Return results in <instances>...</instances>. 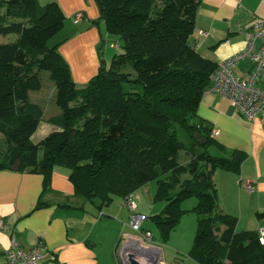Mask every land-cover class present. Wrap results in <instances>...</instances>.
Instances as JSON below:
<instances>
[{
	"label": "trees",
	"instance_id": "1",
	"mask_svg": "<svg viewBox=\"0 0 264 264\" xmlns=\"http://www.w3.org/2000/svg\"><path fill=\"white\" fill-rule=\"evenodd\" d=\"M202 1L95 0L93 23L103 22L122 51L109 64L99 54L97 73L78 84L62 43H50L66 23L60 3L0 0V35H16L0 43V170L43 175L44 195L55 169L65 167L75 195L99 207L155 181L154 201L164 206L148 218L163 241L195 212L191 259L264 264L258 230H238L237 217L219 204L216 170L240 173L247 153L220 144L198 112L218 66L190 43ZM42 71L61 113L51 118L57 129L34 142L44 109L30 93L42 88ZM48 204L41 198L36 208Z\"/></svg>",
	"mask_w": 264,
	"mask_h": 264
},
{
	"label": "crops",
	"instance_id": "2",
	"mask_svg": "<svg viewBox=\"0 0 264 264\" xmlns=\"http://www.w3.org/2000/svg\"><path fill=\"white\" fill-rule=\"evenodd\" d=\"M57 1L66 14V23L58 33L63 37L59 41L62 43L60 51L70 64L74 80L78 84H85L100 67L102 34L110 35H107L103 22L93 23L99 18L95 0ZM78 11H83L85 17L75 23L74 17ZM263 19L264 0H203L190 43L203 56L219 63L245 49L249 29L256 21ZM239 25L244 29L242 33L239 32ZM252 69L251 60L241 61L235 66L237 76L242 78L248 77ZM39 92L32 91L30 99L43 107V119H47L51 125L42 124L41 121L32 137L34 142L57 129L51 118L61 113L55 95L52 102L56 105H49ZM53 106H57V109ZM198 112L213 124L214 130L220 132L214 136L220 144L228 150L237 149L247 153L240 173L218 169L215 179L220 208L227 214L237 216V229L259 230L264 227V217L258 216L259 212L264 211V116L249 121L236 111L226 97L218 93H206ZM68 173L67 168L57 167L52 175L51 190L43 195V175L0 170V219L4 222V227L0 229V264L5 261L13 235L23 249L33 247L39 240L46 242L55 258L48 254L40 264H124L119 253L120 243L124 233L132 232L127 225L131 211L124 205V199L121 197L118 201L114 198L110 204L102 207L84 201L75 195ZM245 179L253 181L254 191L245 188ZM141 189L143 193H140ZM135 193L137 212L147 216L143 228L154 234L146 222L150 214L158 213L164 205H152L151 211L146 212L143 202L151 205L150 202L154 201L153 188L145 185ZM41 198L49 204L36 208ZM141 199L143 204L140 206ZM63 203L68 206H61ZM194 220L197 225L196 217ZM176 230L177 227L170 236ZM191 246L179 245L170 251L163 246L164 258L172 261L168 263L187 264L179 253L187 252L188 256Z\"/></svg>",
	"mask_w": 264,
	"mask_h": 264
},
{
	"label": "built area",
	"instance_id": "3",
	"mask_svg": "<svg viewBox=\"0 0 264 264\" xmlns=\"http://www.w3.org/2000/svg\"><path fill=\"white\" fill-rule=\"evenodd\" d=\"M84 12L78 11L74 21L77 23L84 18ZM239 32L243 27L239 25ZM249 39L245 49L238 51L230 57L220 61L211 75V84L207 93H218L226 97L236 111L249 121L264 116V19L256 21L249 29ZM244 60L253 62V69L248 77H239L235 66ZM218 130L213 131L214 136L219 135ZM245 188L254 191L253 181L245 179ZM136 193L132 192L124 199V205L131 211L127 225L132 232L124 233L120 243V257L124 264H129L131 255L138 264H182L180 262L168 263L164 258L163 245L154 240L150 230L143 228L147 219L145 214L137 212ZM4 222L0 219V229ZM260 239L264 243V227L258 230ZM135 246L126 247L128 243ZM55 258L44 240H39L33 247L23 249L19 246L16 236L11 237V246L6 250L3 264H40L47 256Z\"/></svg>",
	"mask_w": 264,
	"mask_h": 264
},
{
	"label": "rangeland",
	"instance_id": "4",
	"mask_svg": "<svg viewBox=\"0 0 264 264\" xmlns=\"http://www.w3.org/2000/svg\"><path fill=\"white\" fill-rule=\"evenodd\" d=\"M41 4H47L48 2H50L51 0H39ZM61 5V4H60ZM2 7H0V12L2 11ZM105 25V24H104ZM65 33V32H63ZM105 35V42H103L102 47H99V51H100V56L102 59H104L106 61L107 64H109L111 62L112 57L116 54L122 51V41L117 37V36H113L110 35L109 37ZM15 34H9V35H0V43L3 42H7L9 40V38L11 40H13V38H15ZM63 40V37L61 34H57L54 36V38L50 41L51 44L57 43L60 40ZM102 43V42H101ZM114 43H118L119 46L115 47ZM41 78H42V88L39 90V95H44L46 100V102L49 103V105H56L54 104V102H52V99L55 95V84L54 82L50 79L49 77V72L48 71H42L41 72ZM33 100H35V96H33ZM55 107V109H57V106H53ZM49 112V110H48ZM51 113H48L47 115H49ZM43 123H48L51 125V123H49V121L47 119H43L42 120ZM40 126V125H39ZM46 126L43 125L40 132L41 133L44 129V127ZM152 187L155 193L156 190V182L152 181L149 184H147V187ZM140 193H143V190H140ZM115 199H117L118 201L121 200L120 196H116ZM138 202V201H137ZM143 200L141 199L140 201V206L141 204L144 203V206L146 207V212L151 211V206L152 205H156L157 207L161 204H163L162 202H154L153 200L150 202L151 205H149L148 202H143ZM193 203V204H192ZM197 203V198L193 197L190 198L188 200H186L183 204V206L185 208L188 207H192L193 205H195ZM164 205V204H163ZM153 215V214H150ZM194 217H196L197 219V214L195 212H187L185 213L182 218L181 221L179 222V224L176 226L177 230L175 231V233L173 234V236H170L169 240L167 242L163 241V239H161L160 234L157 230V228L155 227L154 223L152 222V220H148L146 222L147 225H149L154 232V240L157 243H161L164 246V249L166 251H170V249H175L176 246H191L192 242L194 240L195 237V233H196V221L194 220ZM237 217V216H236ZM191 244V245H190ZM190 248V247H189ZM176 254V253H175ZM179 255L183 258L184 261L187 262V264H196L194 261H192L188 256H187V252L184 253H179ZM167 262H172L170 260H167Z\"/></svg>",
	"mask_w": 264,
	"mask_h": 264
},
{
	"label": "water",
	"instance_id": "5",
	"mask_svg": "<svg viewBox=\"0 0 264 264\" xmlns=\"http://www.w3.org/2000/svg\"><path fill=\"white\" fill-rule=\"evenodd\" d=\"M129 264H138L137 261L130 255L129 258Z\"/></svg>",
	"mask_w": 264,
	"mask_h": 264
},
{
	"label": "bare ground",
	"instance_id": "6",
	"mask_svg": "<svg viewBox=\"0 0 264 264\" xmlns=\"http://www.w3.org/2000/svg\"><path fill=\"white\" fill-rule=\"evenodd\" d=\"M131 246H135V244L132 242V243H128L127 245H126V247H131Z\"/></svg>",
	"mask_w": 264,
	"mask_h": 264
}]
</instances>
